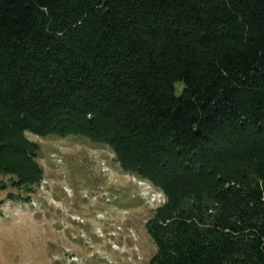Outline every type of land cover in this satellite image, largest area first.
I'll return each mask as SVG.
<instances>
[{
  "label": "trees",
  "instance_id": "16d2710c",
  "mask_svg": "<svg viewBox=\"0 0 264 264\" xmlns=\"http://www.w3.org/2000/svg\"><path fill=\"white\" fill-rule=\"evenodd\" d=\"M30 134L164 193L149 264H264V0H0V174L27 192Z\"/></svg>",
  "mask_w": 264,
  "mask_h": 264
},
{
  "label": "rangeland",
  "instance_id": "374dc122",
  "mask_svg": "<svg viewBox=\"0 0 264 264\" xmlns=\"http://www.w3.org/2000/svg\"><path fill=\"white\" fill-rule=\"evenodd\" d=\"M30 137L41 142L44 177L27 192L0 174V264H149L157 247L146 222L164 193L107 144Z\"/></svg>",
  "mask_w": 264,
  "mask_h": 264
}]
</instances>
